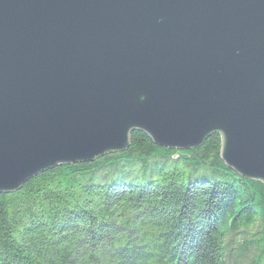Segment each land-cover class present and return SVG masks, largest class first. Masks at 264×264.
<instances>
[{
  "label": "water",
  "instance_id": "obj_1",
  "mask_svg": "<svg viewBox=\"0 0 264 264\" xmlns=\"http://www.w3.org/2000/svg\"><path fill=\"white\" fill-rule=\"evenodd\" d=\"M134 131L264 184V0H0V194Z\"/></svg>",
  "mask_w": 264,
  "mask_h": 264
},
{
  "label": "trees",
  "instance_id": "obj_2",
  "mask_svg": "<svg viewBox=\"0 0 264 264\" xmlns=\"http://www.w3.org/2000/svg\"><path fill=\"white\" fill-rule=\"evenodd\" d=\"M220 149L219 133L176 150L134 131L125 151L38 174L0 194V264H262L264 184Z\"/></svg>",
  "mask_w": 264,
  "mask_h": 264
},
{
  "label": "rangeland",
  "instance_id": "obj_3",
  "mask_svg": "<svg viewBox=\"0 0 264 264\" xmlns=\"http://www.w3.org/2000/svg\"><path fill=\"white\" fill-rule=\"evenodd\" d=\"M248 233H252V230H247ZM246 236H248L247 233H244V232H240V233H237L235 236H234V239H235V242L238 244L239 243V240L241 237H244L246 238ZM248 253H246V256L244 258H242L241 260L239 259L238 261H235V260H228V264H247L249 261L248 259ZM262 264H264V261L262 262Z\"/></svg>",
  "mask_w": 264,
  "mask_h": 264
}]
</instances>
